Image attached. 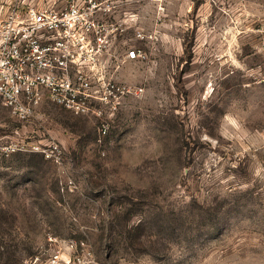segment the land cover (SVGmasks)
<instances>
[{"label": "rangeland", "instance_id": "obj_1", "mask_svg": "<svg viewBox=\"0 0 264 264\" xmlns=\"http://www.w3.org/2000/svg\"><path fill=\"white\" fill-rule=\"evenodd\" d=\"M116 1L118 45L149 58L120 66L144 91L104 115L106 134L50 102L18 121L0 97V136L22 146L0 147V264H32L50 236L98 264H264V0Z\"/></svg>", "mask_w": 264, "mask_h": 264}, {"label": "built area", "instance_id": "obj_2", "mask_svg": "<svg viewBox=\"0 0 264 264\" xmlns=\"http://www.w3.org/2000/svg\"><path fill=\"white\" fill-rule=\"evenodd\" d=\"M62 1L64 5L61 0L17 2L0 12V97L18 121L31 120L50 102L77 116L95 114L106 134L110 124L104 115L114 114L122 100L144 91L118 80L120 66L145 61L149 55L128 39L118 45L131 25L115 21L116 0ZM134 37L142 41L146 34L137 27ZM16 135L8 144L0 136L4 152L21 149L20 132ZM30 145L49 160H65L57 141ZM49 241L50 248L37 254L32 264H98L83 241L59 236Z\"/></svg>", "mask_w": 264, "mask_h": 264}]
</instances>
